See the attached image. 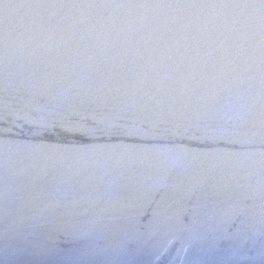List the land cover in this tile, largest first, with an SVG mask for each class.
<instances>
[{"label": "water", "instance_id": "95a60500", "mask_svg": "<svg viewBox=\"0 0 264 264\" xmlns=\"http://www.w3.org/2000/svg\"><path fill=\"white\" fill-rule=\"evenodd\" d=\"M0 264H264V0H0Z\"/></svg>", "mask_w": 264, "mask_h": 264}]
</instances>
